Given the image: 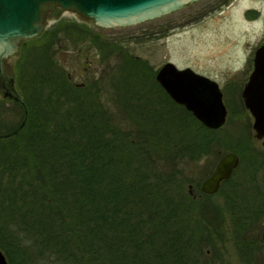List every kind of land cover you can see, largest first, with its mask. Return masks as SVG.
Listing matches in <instances>:
<instances>
[{
  "label": "trees",
  "instance_id": "1",
  "mask_svg": "<svg viewBox=\"0 0 264 264\" xmlns=\"http://www.w3.org/2000/svg\"><path fill=\"white\" fill-rule=\"evenodd\" d=\"M85 38L96 40L62 20L20 44L31 42L16 65L26 119L16 134L0 138V249L8 264L221 261L217 240L224 241L226 217L242 264H263L264 191L251 180L264 157L252 147L245 155L248 137L235 142L221 137L220 127H205L121 43H98L121 49L99 50L100 61L112 64L108 86L91 79L93 92L90 82L73 84L53 45ZM233 98L225 100L226 120L245 110L240 96ZM23 116L21 102L0 99V132ZM227 151L239 156L218 190L227 215L219 207L195 212L187 183L197 184Z\"/></svg>",
  "mask_w": 264,
  "mask_h": 264
},
{
  "label": "rangeland",
  "instance_id": "2",
  "mask_svg": "<svg viewBox=\"0 0 264 264\" xmlns=\"http://www.w3.org/2000/svg\"><path fill=\"white\" fill-rule=\"evenodd\" d=\"M62 20L79 24L89 32V36L96 38L95 41L85 38L76 44L62 39L53 45L54 58L64 69L69 80L81 86L90 82L93 92L95 86L91 79H98L99 86H102L101 84L108 86L106 71L112 66V64L106 66L103 60L100 61L99 50H121L118 47L106 49L98 46V43L118 42L132 55L146 60L154 76L162 63L172 61L178 68L190 67L195 72L214 79L222 91L224 103L226 99L233 101V94L235 97L240 96V91L252 69L254 49L264 41V0H198L160 17L121 27H99L74 12L63 11L58 17L48 14L44 29ZM30 46L31 42L25 46L19 45L17 53L4 59L8 73L15 78V87L17 86L16 65L20 60L21 50L29 49ZM109 59L110 63L115 61L114 56ZM109 96L107 92L101 94L100 98L105 101L104 104ZM151 103H154L153 99ZM5 106L9 107L10 103L6 102ZM108 106L110 107V104ZM244 109L239 107L240 116L226 120L218 133L221 137L235 142L248 137L250 149L245 155L252 152V147L264 157V146L261 145L260 140L254 138L251 128L252 118L247 109L245 107ZM204 160L205 158L199 160L197 164H202ZM244 173L245 169L242 168L241 176ZM251 181L264 191V167H258L254 171V178ZM237 186L241 187L239 184ZM192 199L194 203L196 202L194 211L197 213L212 214L214 208L219 207L226 214L224 196L219 192L207 197H192ZM222 227L225 229L224 241L217 240L221 261H215L209 255L203 258V262L242 264L230 240L227 229L228 217ZM262 258L264 264V252Z\"/></svg>",
  "mask_w": 264,
  "mask_h": 264
},
{
  "label": "water",
  "instance_id": "3",
  "mask_svg": "<svg viewBox=\"0 0 264 264\" xmlns=\"http://www.w3.org/2000/svg\"><path fill=\"white\" fill-rule=\"evenodd\" d=\"M198 0H0V89L1 96L21 102L24 116L20 123L0 138L16 134L24 125L26 107L14 87L13 77H5L2 64L5 58L17 53L20 42L38 36L44 29L47 15L58 17L63 11L78 14L99 27H121L138 24L179 10ZM155 80L177 104L182 105L205 127L217 129L227 117L219 84L190 67L178 68L165 61L156 70ZM240 96L252 118L255 139L264 146V41L253 51L252 69ZM239 163L234 151L223 153L212 173L200 183L201 191L215 193L220 181L228 178ZM189 191L191 185H188ZM264 242V227L260 232ZM0 264H8L0 249Z\"/></svg>",
  "mask_w": 264,
  "mask_h": 264
},
{
  "label": "flooded vegetation",
  "instance_id": "4",
  "mask_svg": "<svg viewBox=\"0 0 264 264\" xmlns=\"http://www.w3.org/2000/svg\"><path fill=\"white\" fill-rule=\"evenodd\" d=\"M117 50H119V49H117ZM2 71H3V74H4L5 77H13V83H14V87H15V78H14L13 75H11L10 73H8L7 65H6L5 61H3V64H2ZM1 90H2V89H0V93H1ZM216 162H217V161H216ZM216 162H215V163H216ZM215 163H214V165H215ZM214 165H213V167H212L210 173H209L207 176H205L204 178L200 179L199 182H198L197 184H195V183L187 184V185H191V190H190V191H189V189L187 190V192H188V194H189L190 196H192V197H200V196L207 197V196H211V195L217 193V192H215V193L209 194V193H205V192L201 191V189H200V183H201V181H202L203 179H205L206 177H208V176L212 173V170H213V168H214ZM238 165H239V163H238ZM238 165L233 169L231 175H230L228 178H230V177L234 174V172H235V171L237 170V168H238ZM228 178H225V179L221 180V181H220V185H221V183H222L224 180H226V179H228ZM220 185H219V187H220Z\"/></svg>",
  "mask_w": 264,
  "mask_h": 264
}]
</instances>
